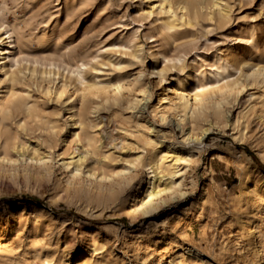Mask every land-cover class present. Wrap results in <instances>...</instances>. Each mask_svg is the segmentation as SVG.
I'll return each instance as SVG.
<instances>
[{
  "label": "rangeland",
  "instance_id": "obj_1",
  "mask_svg": "<svg viewBox=\"0 0 264 264\" xmlns=\"http://www.w3.org/2000/svg\"><path fill=\"white\" fill-rule=\"evenodd\" d=\"M153 1L0 0L5 19L25 26L12 50L13 77L0 80V264H78L83 256L89 264H167L183 249L195 251L185 257L196 264H264L263 242L249 230L254 221L258 234L264 230V199L251 190L262 186L264 197V183L250 171L256 164L264 175V81L253 73L264 67V0H168L171 31ZM218 58L232 68L227 86L200 90L207 114L193 126L212 121L205 148L164 171L172 187L160 206L129 211V192L140 182L137 201L144 198L158 140L183 141L181 91L195 93ZM78 60L85 62L81 82L72 72ZM48 71H59L53 84ZM115 79L120 92L109 86ZM71 106L93 150L76 176L66 164L76 163L86 143L71 136ZM167 156L163 166L185 155Z\"/></svg>",
  "mask_w": 264,
  "mask_h": 264
},
{
  "label": "bare ground",
  "instance_id": "obj_2",
  "mask_svg": "<svg viewBox=\"0 0 264 264\" xmlns=\"http://www.w3.org/2000/svg\"><path fill=\"white\" fill-rule=\"evenodd\" d=\"M149 1V0H148ZM152 1V0H150ZM173 3V2H172ZM150 4V3H149ZM220 4V3H218ZM151 9L156 10L159 13H162L165 15L166 19L162 22V26L165 30L167 31H171L174 27V19H175V12L172 9L170 3L168 2V0H157V2L154 3L151 2L150 4ZM187 7L186 2H182L179 3L178 8L179 10H185ZM199 7V6H198ZM199 10V9H198ZM217 10V9H216ZM220 11V10H219ZM200 15V14H199ZM182 16V15H181ZM0 80H5L8 78H12L13 77V65L17 64V60L14 58L12 50L14 48V46L18 43V41L20 40V37L22 36L21 32L24 26V24H16V23H12L9 22L5 19V17L3 16L2 13H0ZM218 60H220L219 63H217L216 65H214V67L208 71V75L201 79L199 81V85L195 88V93L191 94V93H187L184 92V90L181 91L180 95H179V101L181 104V107L183 109V112L186 116L187 119V123H188V127L186 129V131H183L182 133V138L183 141H164L163 139H159L157 144L159 146V149H155L154 152L152 153V155H150L147 159L146 162V166L148 169V177H147V181H146V189L144 190L145 195L143 200L140 202H138V193L140 192V189L142 188V182L139 183L138 187H133L130 192H129V201L132 203L130 205V209L129 211H139L141 212V215L144 213L149 212L150 210L155 209L156 207L160 206V204L162 202H164V198H162L163 195H161L163 192H165L167 189H170L172 186L171 185H166L165 183H163L162 178L165 175V170L170 166L172 167L173 164H177L180 160H184V161H189L192 157L193 151L195 149H204L206 146V143H203L202 139L203 137L210 132V128L212 126V121L208 122L207 126H204L202 124H200L198 126L197 129L194 128V122L198 117H203L207 114V107L204 104L201 96H200V90L205 87V86H214L212 91H216V90H220L223 85L221 84L224 83L225 86H227V79L226 77H228V69L232 68L231 66V62L229 59L225 58V59H221L218 58ZM79 63H76V66L74 67V70L72 72H74L76 79L81 82L82 80H84V76H83V68L85 67V62L83 60H78ZM55 64V63H54ZM49 65H53V63H49ZM118 66V65H117ZM255 68V67H254ZM59 69V68H58ZM65 69V68H64ZM249 70V69H248ZM158 75H159V79L161 80V82L166 81V77L164 75V72L161 69H156ZM185 71V70H184ZM201 72H198V74ZM253 73L257 74L258 77H260L263 81H264V67L262 69L259 68H255L253 69ZM59 71H48L46 73H44V77L47 78L49 80L50 83L54 82L53 77L54 75H58ZM50 75L52 77H50ZM16 76V75H15ZM17 77V76H16ZM27 77V76H26ZM15 78V77H14ZM28 78V77H27ZM21 79V78H20ZM208 79V80H207ZM24 80V79H23ZM38 81V80H37ZM45 81V80H44ZM43 81V82H44ZM96 81V80H94ZM147 81V80H146ZM127 83V82H126ZM47 84V83H45ZM49 84V83H48ZM53 84V83H52ZM87 85V84H86ZM161 85V84H160ZM2 86V85H1ZM116 92H120L122 85L120 83V81L117 79H115L114 81H112L110 83V85ZM108 86V87H109ZM47 88V87H45ZM52 88V87H50ZM148 88V87H147ZM177 88V87H176ZM178 89V88H177ZM50 90V89H49ZM232 90V89H231ZM81 91V90H80ZM178 91V90H177ZM188 91V90H187ZM229 91V89L227 90V92ZM61 92V91H60ZM74 92V91H73ZM49 93V92H48ZM75 93V92H74ZM106 93V92H105ZM71 94V93H70ZM119 94V93H118ZM123 94V93H122ZM125 94V93H124ZM139 94V93H138ZM142 94V98H144L145 94H146V87H144L141 90ZM71 96V95H70ZM74 96V95H73ZM111 96V95H110ZM81 97V95H80ZM137 97V96H136ZM138 98V97H137ZM141 98V100H142ZM225 98V93L223 92L222 95H220V97L216 98V101L214 103L213 106V112L217 115H220L222 113L221 108H220V102H223V99ZM59 99V98H58ZM140 101V100H139ZM146 101V100H145ZM142 102V101H141ZM105 103V102H102ZM138 103V102H137ZM130 104V103H129ZM18 106V105H16ZM133 106V105H132ZM137 107V106H135ZM74 107L71 106V110H72V118L74 117L75 120L73 122V125L75 126L76 129L70 130L71 132V136L76 140V141H81V136L82 138L84 137L85 139V143H86V147L85 149L82 150L81 156L77 157L76 163H72V161H69L66 164V167H70L71 165V173L72 176H76V173L79 171V168L84 160V158L87 155H91L93 153L92 150V146H90V140L91 137L90 136H84L86 133L84 131V121L81 117V112L79 109H73ZM24 110L25 112L29 111V108L24 105ZM92 113H95L96 111V107L92 108ZM132 113V112H131ZM94 115V114H93ZM71 118V117H70ZM17 121V120H16ZM138 121V120H137ZM177 122V121H176ZM11 123V122H10ZM72 123V122H70ZM69 123V124H70ZM235 123V122H234ZM100 124V123H99ZM147 124V123H146ZM141 125V124H140ZM9 126V125H8ZM73 126V127H74ZM47 127V126H45ZM151 129V128H150ZM148 130L149 134L151 135V133L154 132L153 129ZM171 131V130H170ZM157 132V131H156ZM172 132V131H171ZM153 136V135H152ZM106 136H104L105 138ZM145 137V136H144ZM58 138V137H57ZM158 138V136H157ZM160 138V137H159ZM10 139V138H9ZM101 139V138H100ZM126 139V136H125ZM128 139V138H127ZM121 140V139H120ZM133 140V139H132ZM148 140V139H147ZM151 140V139H150ZM135 141V140H134ZM190 141L194 142L193 145H190ZM12 142V141H11ZM131 142V141H129ZM52 143V142H51ZM73 143V142H72ZM79 143V142H78ZM116 143V142H115ZM190 143V144H189ZM9 144V143H8ZM34 144V143H33ZM36 145V142H35ZM116 145V144H115ZM37 146V145H36ZM49 146V145H48ZM77 146V145H75ZM14 147V146H13ZM25 147V146H24ZM71 147V146H70ZM19 149V148H18ZM77 149V148H75ZM74 149V150H75ZM5 150V149H3ZM170 150H176L177 152H181L183 153L185 156H178V157H173L171 158L169 161V164L167 166H163V162H162V158L168 157L167 153L170 152ZM47 151V150H46ZM80 151V149H79ZM165 151V153L163 155H161V158L158 157L159 153ZM6 153V152H5ZM42 153V151H41ZM40 153V155H41ZM163 153V152H162ZM4 154V153H3ZM240 155V154H239ZM31 156H33V154H31ZM47 156V155H46ZM43 157V156H42ZM159 158V159H158ZM5 159V158H4ZM32 159V157L30 158ZM41 157H35V162L37 161H41L40 160ZM49 159V158H48ZM71 159V158H70ZM73 160V158L71 159ZM160 160V161H159ZM113 161V160H112ZM165 162V161H164ZM177 166V165H176ZM34 167V165H33ZM70 169V168H69ZM107 169V168H106ZM250 171L252 172H256L257 175H259L262 179H263V183H264V175L262 174L261 170L256 166V164H250ZM43 170V169H42ZM49 171V170H48ZM102 171V170H101ZM121 171V170H120ZM176 170H171L169 173L170 175H173L174 172ZM85 172V170H84ZM87 172V171H86ZM178 172V171H177ZM94 178H97V176L99 175L100 178H105L106 176L104 174H95L94 172L90 173ZM114 174V172L112 173ZM254 174V173H253ZM124 175V174H123ZM256 175V176H257ZM174 176V175H173ZM255 176V177H256ZM81 177V176H80ZM254 177V178H255ZM73 178V177H72ZM109 178V177H107ZM115 178V177H114ZM146 178V177H145ZM74 179V178H73ZM138 179V178H137ZM67 180V179H66ZM77 180V179H75ZM162 180V181H161ZM71 181V180H70ZM121 182V181H120ZM131 182V181H130ZM81 183L83 184V181H81ZM82 184H81V189H82ZM107 184V183H106ZM130 184V183H129ZM136 184V183H135ZM94 185V184H93ZM117 185V184H116ZM119 185V184H118ZM118 185L116 188H118ZM264 185V184H263ZM104 186V185H103ZM106 186V185H105ZM102 187V185H101ZM260 187V188H259ZM255 186L253 185V187L251 188L252 192L255 193V196H258L260 199H264V197H262L260 195V191L261 188H263L262 186ZM91 188V187H90ZM93 188V187H92ZM91 188V189H92ZM86 189V188H85ZM84 189V190H85ZM94 189V188H93ZM143 189V188H142ZM97 191H99L98 189H95ZM104 190V188H103ZM81 191V190H80ZM96 191V192H97ZM106 192V191H105ZM178 192V191H177ZM108 193V192H107ZM142 193V192H141ZM105 194V193H104ZM97 195V193H96ZM171 195V194H170ZM106 196V195H105ZM168 196V195H167ZM207 194L205 192L202 193L201 195V200H206ZM128 201V200H127ZM128 201V202H129ZM167 201V200H166ZM256 203V202H255ZM164 204V203H163ZM255 205V204H254ZM17 207V206H16ZM34 208L43 210L42 206H36L33 205ZM259 212V211H258ZM176 214V213H175ZM243 214V213H242ZM179 215H185L184 212H179ZM242 216V215H241ZM248 216H245V218L243 219V222L245 224L248 223ZM249 230L251 233H253V236L255 237V242L256 244H259L261 242H263V244H261L262 246H264V230L262 231V233L258 234V225L256 223V221H254L252 223V225L249 227ZM261 239V240H260ZM1 245V244H0ZM253 246V245H252ZM2 248V247H1ZM92 248V247H91ZM185 251H187L188 253H191V256H196L195 251L194 250H190V249H183V250H179L177 252H173L170 257L169 260L167 261V264H196L194 260H192L190 257L189 259L185 257ZM258 253H262L261 249L257 250ZM3 255V253H2ZM5 255V254H4ZM84 257V256H83ZM81 258V263L78 264H89L87 263V259L88 258ZM6 258V257H5ZM5 263V262H4ZM165 264V263H164Z\"/></svg>",
  "mask_w": 264,
  "mask_h": 264
},
{
  "label": "trees",
  "instance_id": "obj_3",
  "mask_svg": "<svg viewBox=\"0 0 264 264\" xmlns=\"http://www.w3.org/2000/svg\"><path fill=\"white\" fill-rule=\"evenodd\" d=\"M8 203H10V205H12V202L11 201H9Z\"/></svg>",
  "mask_w": 264,
  "mask_h": 264
}]
</instances>
